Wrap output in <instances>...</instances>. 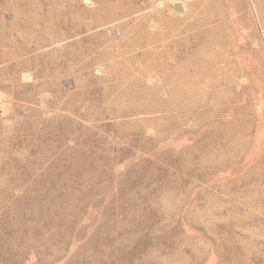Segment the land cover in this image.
Listing matches in <instances>:
<instances>
[{"label": "rangeland", "instance_id": "1", "mask_svg": "<svg viewBox=\"0 0 264 264\" xmlns=\"http://www.w3.org/2000/svg\"><path fill=\"white\" fill-rule=\"evenodd\" d=\"M161 1L0 0V264H264V0Z\"/></svg>", "mask_w": 264, "mask_h": 264}, {"label": "bare ground", "instance_id": "2", "mask_svg": "<svg viewBox=\"0 0 264 264\" xmlns=\"http://www.w3.org/2000/svg\"><path fill=\"white\" fill-rule=\"evenodd\" d=\"M160 1H161V0H160ZM211 1H212V0H211ZM211 1L209 0V2H211ZM217 1H218V0H217ZM217 1H216V2H217ZM221 1H222V0H221ZM223 1H224V0H223ZM228 1H229V0H228ZM235 1H236V0H235ZM261 1H262V0H261ZM261 1H260V2H261ZM161 2H162V1H161ZM165 2H166V1H165ZM207 2H208V0H207ZM214 2H215V0L212 2V4H215ZM229 2H230V1H229ZM231 2H232V0H231ZM233 2H234V0H233ZM217 3H218V2H217ZM235 3H236V2H235ZM238 3H239V4H238ZM238 3H237V5L235 4L233 8H231V7L229 8V11H230V13H231V15H232V17H233V19L231 18V20H232V22H233V25L236 24V21H237V20H239L238 18L241 19V14H239V12H242V11H240V10H241V9L244 10L245 8H248V10H249L250 12H252L251 14H253V16H255V17L257 18V20L260 19V9L263 7L264 4L261 5L262 7L260 8V3L258 2V0H239ZM156 4L159 5L158 2H156ZM208 4H209V3H207V8H208V6H209ZM229 4H230V3H229ZM162 5H163V4H162ZM225 5H227V4H225ZM154 6H155V5H154ZM210 6H211V5H210ZM221 6H222V4H221ZM230 6H231V5H230ZM152 7H153V6H152ZM159 7L161 8V6H159ZM211 7H212V6H211ZM227 7H229V5H228ZM213 8H214V5H213ZM222 8H225V7L222 6L221 9H222ZM217 9H220L219 6H218ZM226 9H227V8H226ZM212 10H213V9H211V11H212ZM224 10H225V9H224ZM224 10H223V11H224ZM218 11H219V10H218ZM226 11H228V9H227ZM229 11H228V12H229ZM263 11H264V10H263ZM213 12H215V11H213ZM213 12H212V14H215V13H213ZM224 12H225V11H224ZM225 13H226V12H225ZM230 13H228V15H225V16H229ZM209 14H211V12H210ZM217 14H218V13H216V15H217ZM247 14H248V13H247ZM261 14H262V13H261ZM262 15H263V14H262ZM212 16H215V15H212ZM242 16H244V15H242ZM251 16H252V15H251ZM263 16H264V15H263ZM215 17H216V16H215ZM219 17H220V16H219ZM209 18H210V17H209ZM228 18H229V17H228ZM244 18H245V16H244ZM248 18H249V17H248ZM220 19H221V17H220ZM226 19H227V18H226ZM253 19H254V18H253ZM253 19H252V20H253ZM263 19H264V18H263ZM216 20H217V19H216ZM254 20H256V19H254ZM210 21H212V20H210ZM210 21H209V22H210ZM214 21H215V20H213V22H214ZM226 21H227V20H226ZM215 22H216V21H215ZM215 22H214V23H215ZM221 22H222V21H221ZM242 22H243V21H242ZM250 22H251V21H250ZM260 22H261V21H260ZM214 23H213V24H214ZM217 23H218V22H217ZM217 23H216V25H217ZM226 23H227V25L230 24L229 22H226ZM252 23H255V22H252ZM261 23H263V21H262ZM211 24H212V23H211ZM223 24H224V23H223ZM243 24H245V23H242V25H243ZM209 25H210V24H209ZM225 25H226V24H225ZM230 25H231V24H230ZM246 25H247V24H246ZM248 25H249V24H248ZM251 25H252V24H251ZM251 25H249V26H251ZM243 26H244V25H243ZM256 26H257V25H256ZM222 27H223V25H222ZM224 27H225V26H224ZM227 27H228V26H227ZM227 27H226V28H227ZM236 27H237V25H236ZM262 27H264V26H262ZM262 27H261V28H262ZM217 28H218V26H217ZM226 28H225V29H226ZM238 28H239V27H238ZM238 28H236V29L239 30ZM242 28H243V27H242ZM246 28H247V27H246ZM249 28H250V27H249ZM251 28H252V27H251ZM257 28H259V27H257ZM211 29H212V28H211ZM213 29H214V26H213ZM218 29L220 30V28H218ZM221 29H222V28H221ZM243 29H244V28H243ZM203 30H204V29H203ZM222 30H223V29H222ZM240 30H241V29H240ZM240 30H239V31H240ZM248 30H249V29H248ZM260 30L262 31V29H260ZM208 31H209V30H208ZM215 31H216V29H215ZM225 31H226V30H225ZM249 31L251 32V30H249ZM246 32H247V31H246ZM212 33H213V31H212ZM212 33H211V34H212ZM216 33H217V31H216ZM220 33H221V30H220ZM247 33H248V32H247ZM247 33H246V34H247ZM211 34H209V35H211ZM218 34H219V33H218ZM222 34H223V31H222ZM237 35H238V34H237ZM262 35H263L262 37H263V41H264V30H263V34H262ZM248 36H249V35H248ZM240 37H241V36H240ZM226 38H227V37H226ZM258 38H259V37H258ZM227 39H228V38H227ZM238 39H239V38H238ZM209 40H211V39H209ZM213 40H214V39H213ZM228 40H229V39H228ZM207 41H208V40H207ZM215 41L217 42V40H214V41H212V42L215 43ZM229 41H230V40H229ZM263 41H262V42H263ZM208 42H209V41H208ZM208 42H207V43H208ZM218 42H219V41H218ZM222 42H223V41H222ZM222 42H221V43H222ZM225 42L227 43L228 41H225ZM240 42H241V41H240ZM213 43H211V44H213ZM230 43H231V41H230ZM215 44H216V43H215ZM223 44H225V43H223ZM227 44H229V42H228ZM239 44H240V43H239ZM256 44H257V42H256ZM207 45H210V44H207ZM225 45H226V44H225ZM225 45H223V46H225ZM230 45H231V44H230ZM232 45H234V44H232ZM260 45H261V44H260ZM260 45H259V46H260ZM203 46H204V45H203ZM203 46H202V47H203ZM227 46H229V45H227ZM212 47H213V45H212ZM239 47H240V46H239ZM256 47H257V46H256ZM256 47H255V48H256ZM231 48H233V47H231ZM240 48H241V47H240ZM263 48H264V47H263ZM263 48H261V49L264 50ZM244 49H245V48H244ZM244 49H243V50H244ZM194 50H195V49H194ZM205 50H206V49H205ZM208 50H209V49H208ZM231 50H232V49H231ZM243 50H242V51H243ZM254 50H255V49H254ZM219 51H220V50H219ZM242 51H241V52H242ZM259 51H260V49H259ZM227 52H228V48H227ZM245 52H246V51H245ZM247 52H248V51H247ZM256 52H257V51H256ZM256 52H255V54H256ZM222 53H223V52H222ZM222 53H221V54H222ZM252 54H253V53H252ZM252 54H251V55H252ZM238 55H239V54H238ZM242 56H245V55H241V54H240V57H242ZM249 56H250V55H249ZM252 56H253V55H252ZM252 56H250V57L252 58ZM197 57H198V56H197ZM198 58H199V57H198ZM200 58H201V57H200ZM251 58H250V59H251ZM242 59H243V57H242ZM242 59H241V60H242ZM260 59H261V58H260ZM239 60H240V58H239ZM262 60H263V59H262ZM200 61H201V60H200ZM201 62H202V61H201ZM237 62H238V61H237ZM245 64H246V63H245ZM245 64H244V65H245ZM197 65H198V64H196L195 66H197ZM192 66H193V65H192ZM261 66H262V65H261ZM259 67H260V66H259ZM262 67H263V66H262ZM191 68H194V67H191ZM195 68H196V67H195ZM195 70H197V69H195ZM198 70H199V69H198ZM245 70H246V69H245ZM258 70H260V69H258ZM216 72H217V71H216ZM252 72H253V71H252ZM228 73H229V72H228ZM243 73H244V72H243ZM253 73H254V72H253ZM253 73H252V74H253ZM253 75H254V74H253ZM151 76H152V75H151ZM255 76H256V75H255ZM242 77H243V76H242ZM248 77H249V75H248ZM251 78H252V76H251ZM170 79H171V78H170ZM253 79H254V78H253ZM259 79H260V78H259ZM168 80H169V79H168ZM238 80H239V79H238ZM238 80H237V81H238ZM172 81H173V80H172ZM259 81H260V80H259ZM168 82H169V81H168ZM252 82H253V81H252ZM245 83H246V82H245ZM263 83H264V82H263ZM258 85H259V84H258ZM249 86H251V85H249ZM244 87H246V86H244ZM248 88H249V87H248ZM260 89H261V88H260ZM243 90H244V89H243ZM241 93H242V91H241ZM242 94H243V93H242ZM1 101H2V99H1ZM262 104H263V103H262ZM262 104H261V105H262ZM262 106H263V105H262ZM261 109H262V108H261ZM260 121H261V120H260ZM260 123H261V122H260ZM262 124H263V123H262ZM260 127H261V126H260ZM258 136H259V135H258ZM257 139H258V138H257ZM262 144H263V143H262ZM262 147H263V145H262ZM256 150H257V149H256ZM254 155H255V154H254ZM251 158H252V157H251ZM214 260H215V259H214Z\"/></svg>", "mask_w": 264, "mask_h": 264}]
</instances>
